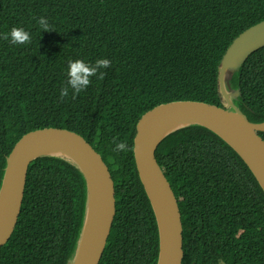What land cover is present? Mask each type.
Here are the masks:
<instances>
[{
  "label": "trees",
  "instance_id": "1",
  "mask_svg": "<svg viewBox=\"0 0 264 264\" xmlns=\"http://www.w3.org/2000/svg\"><path fill=\"white\" fill-rule=\"evenodd\" d=\"M45 17L51 30H42ZM264 19V0H0V185L6 157L28 131L66 127L108 165L116 214L99 264H156L155 215L133 154L136 124L155 105L192 99L222 105L218 64L234 37ZM23 28L31 43L4 39ZM111 65L75 98H60L70 60ZM235 103L264 121V46L231 77ZM264 138V132H260ZM127 151H113V140ZM183 224L182 264H264V191L238 155L201 125L180 128L156 149ZM87 200L83 173L58 156L31 161L17 226L0 264H67Z\"/></svg>",
  "mask_w": 264,
  "mask_h": 264
},
{
  "label": "water",
  "instance_id": "2",
  "mask_svg": "<svg viewBox=\"0 0 264 264\" xmlns=\"http://www.w3.org/2000/svg\"><path fill=\"white\" fill-rule=\"evenodd\" d=\"M264 46V19L233 38L218 64L217 88L222 105L192 99L162 102L137 121L133 154L140 181L151 203L158 229L156 264H182L183 224L176 194L156 157L159 143L170 133L190 125L210 129L247 164L264 191V121L252 122L235 103L240 88L231 77L248 56ZM41 156H58L84 175L87 200L77 248L67 264H99L116 214L115 182L101 154L81 133L46 126L23 134L6 157L0 185V248L19 221L28 168ZM219 264H227L220 259Z\"/></svg>",
  "mask_w": 264,
  "mask_h": 264
},
{
  "label": "clouds",
  "instance_id": "3",
  "mask_svg": "<svg viewBox=\"0 0 264 264\" xmlns=\"http://www.w3.org/2000/svg\"><path fill=\"white\" fill-rule=\"evenodd\" d=\"M37 23L42 30H51L49 28L48 20L45 17H39ZM13 45L17 44H28L31 43V36L28 31L23 28L12 27L10 33L4 34V39H9ZM111 62L106 58L97 59L95 64H90L82 59L70 60L68 62L67 70V87H63L60 90V98L63 100L64 97L69 95V88H71L73 98L76 97L81 91L85 90L91 83V77L96 76L101 68L110 67ZM106 75L104 72H99V78H103ZM115 145L113 151L121 152L127 151L126 141L113 140Z\"/></svg>",
  "mask_w": 264,
  "mask_h": 264
}]
</instances>
